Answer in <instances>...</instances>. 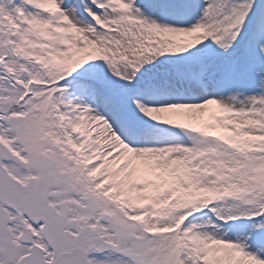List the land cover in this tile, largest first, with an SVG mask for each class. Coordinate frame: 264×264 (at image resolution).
<instances>
[{"label": "snow or ice", "instance_id": "1", "mask_svg": "<svg viewBox=\"0 0 264 264\" xmlns=\"http://www.w3.org/2000/svg\"><path fill=\"white\" fill-rule=\"evenodd\" d=\"M0 264H264V0H0Z\"/></svg>", "mask_w": 264, "mask_h": 264}]
</instances>
